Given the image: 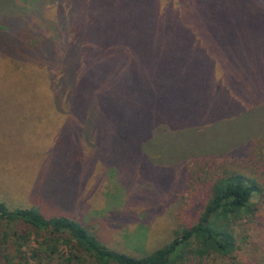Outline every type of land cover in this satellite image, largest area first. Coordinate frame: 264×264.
<instances>
[{"label": "trees", "instance_id": "obj_1", "mask_svg": "<svg viewBox=\"0 0 264 264\" xmlns=\"http://www.w3.org/2000/svg\"><path fill=\"white\" fill-rule=\"evenodd\" d=\"M17 3L0 0V15L22 12L13 24L27 30V56L46 52L45 65L55 69L47 76L64 95L53 90L55 104L94 118L101 137L109 128L114 143L123 144L96 145L94 138L93 150H106L103 156L132 160L139 153L164 185L168 170L182 165L185 173L199 159L233 154L264 137V0ZM45 5L58 7L57 20L46 27L35 21ZM31 37L39 41L30 43ZM262 187L261 177L225 171L211 180L196 223L139 256L111 248L77 218L1 201L0 264H14L12 253L26 264H174L189 248L200 262L230 256L238 248L234 225L254 217L252 197Z\"/></svg>", "mask_w": 264, "mask_h": 264}, {"label": "rangeland", "instance_id": "obj_2", "mask_svg": "<svg viewBox=\"0 0 264 264\" xmlns=\"http://www.w3.org/2000/svg\"><path fill=\"white\" fill-rule=\"evenodd\" d=\"M17 1L19 7L34 3ZM57 8L45 5L35 21L48 26L57 20ZM21 16V11L0 15V202L10 208L33 206L47 217L77 218L111 248L139 256L168 244L178 230L196 223L211 180L225 171L261 177L264 184L262 133L233 154L210 155L189 164L185 173L179 171L182 165L178 173L168 170L164 185L156 182L159 172L139 153L126 160L93 150L94 138L96 145L124 146L114 143L109 128L101 137L94 118L75 116L80 112L75 107L55 104L54 92L64 96L56 78L47 76L55 69L45 65L46 52L27 56V30L13 24ZM38 41L30 38V43ZM252 201L258 207L254 217L234 225L235 252L225 257L212 254L200 262L189 248L174 264H264V187ZM12 256L14 264H26L24 258Z\"/></svg>", "mask_w": 264, "mask_h": 264}]
</instances>
